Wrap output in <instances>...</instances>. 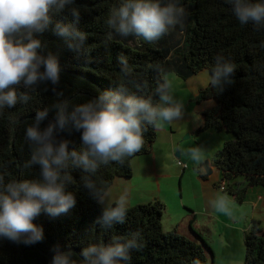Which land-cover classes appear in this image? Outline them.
Masks as SVG:
<instances>
[{
    "label": "trees",
    "instance_id": "trees-1",
    "mask_svg": "<svg viewBox=\"0 0 264 264\" xmlns=\"http://www.w3.org/2000/svg\"><path fill=\"white\" fill-rule=\"evenodd\" d=\"M75 2L81 11L77 27L88 34L85 51L77 55L50 31L43 34L46 51L60 56V83L53 86L42 82L29 93L27 103H18L0 114V176L5 182L39 178L38 166H24L32 150L25 132L34 123L35 112L62 100L70 105L85 103L104 91L115 90L126 79L120 71V55L127 57L131 69L127 77L129 93L152 96L154 102L158 101L154 90L167 74L185 80L206 69L210 75L216 57L223 56L236 66L234 82L222 92L209 83L199 90L197 98L211 104L200 112L202 123L196 132L213 128L229 136L210 160L221 175L215 185L223 187L224 193L241 203L250 187L264 186V29L252 24L241 26L225 0H178L186 10L182 24L158 41L147 43L134 36L121 37L107 26L106 19L119 0ZM72 19L68 12L53 15V22ZM54 115L50 111L41 127ZM157 132V125L149 126L140 152L123 162L102 165L95 177L97 182L110 186L116 177H130L131 160L152 151ZM57 138L69 139L70 148H82L79 132L65 131ZM197 169L198 176L205 179ZM70 171L73 181L69 190L75 192L76 205L57 217L45 213L36 217L34 223L44 232L39 242L0 243V264H50L57 247L70 250L80 264L84 247L137 233L142 247L132 251L131 264H211L213 249L192 222L191 234L163 229L165 205L160 200L129 206L122 224L106 228L98 223L103 206L85 187L82 176L86 173L79 168ZM244 250L243 264H264V227L260 220L252 219L244 232Z\"/></svg>",
    "mask_w": 264,
    "mask_h": 264
},
{
    "label": "clouds",
    "instance_id": "clouds-1",
    "mask_svg": "<svg viewBox=\"0 0 264 264\" xmlns=\"http://www.w3.org/2000/svg\"><path fill=\"white\" fill-rule=\"evenodd\" d=\"M241 26L252 24L264 29V0H225ZM75 0H0V114L27 103L30 92L42 82L58 85L62 65L58 53L46 51L41 37L51 32L77 55L85 51L88 34L77 27L81 11ZM68 12L72 20H56L53 15ZM186 10L178 0H119L106 19V24L121 37L134 36L152 43L181 25ZM125 82L115 90L104 91L85 103L70 105L62 100L52 108L35 112L34 123L25 135L32 150L26 168L39 167L38 179L5 182L0 176V243L8 240L25 245L43 239L42 226L34 223L45 213L57 217L76 205L75 192L69 190L71 169H82L85 187L103 206L98 223L106 228L125 222L129 209L127 190L101 185L95 179L102 165L123 162L140 152L149 126L173 122L183 117V104L173 95L171 82L162 78L152 96L130 94L127 77L131 69L127 57H118ZM157 71L159 69L157 68ZM236 66L217 56L208 83L222 92L234 82ZM62 95V93H57ZM54 111V119L45 127L43 121ZM80 133L82 148L69 147L67 138L58 139L65 131ZM191 161L204 174V154L199 147L188 150ZM210 206L230 214L228 201L217 197ZM142 247L140 235L124 239L114 237L106 244H92L81 252L80 264H131V253ZM50 264H78L70 250L57 247Z\"/></svg>",
    "mask_w": 264,
    "mask_h": 264
},
{
    "label": "crops",
    "instance_id": "crops-1",
    "mask_svg": "<svg viewBox=\"0 0 264 264\" xmlns=\"http://www.w3.org/2000/svg\"><path fill=\"white\" fill-rule=\"evenodd\" d=\"M190 77L187 78V80L191 79ZM176 79H179V78H176ZM197 96H198V93L196 95V98ZM210 104H211V101H204L199 106V108L196 109V112L199 113V117L198 119L197 118L195 119L196 123H194V127H193L194 132H196V129L202 123V117H201L200 112L203 109L209 107ZM175 124L176 123L174 121L173 122H163V121L159 122L157 124V128H158L157 137L154 142L152 151L149 154L141 155L145 157L140 160H134V159L141 157V156L134 157L131 160V165H132L131 176L128 178L120 177V176L116 177L113 183L110 185V186L115 187L116 189L128 191L129 206L135 205L138 203H143V202H146L147 200L149 201V200L157 199V200L162 201L165 205V209H167V198L174 196V191L172 190L170 183L167 182V179L171 177L169 175L170 171L164 163H162L161 161L157 162V155H158V152L162 150V146L168 147L170 151H175L176 148H180L178 141H176L175 138H173V136H171L167 132L168 128H170V130L176 131V127L174 126ZM180 127L182 128L183 126L181 125ZM188 128L190 129L189 126ZM210 129L214 130L213 128H209L204 131H207ZM216 132L220 134V139L223 140L222 142V145H223L224 141L227 138H229V136L223 131H216ZM196 134L198 133L196 132ZM209 137L211 138L213 137V134H210V132H209ZM186 153L188 152L185 151L184 149H181V154H180L181 157L184 156ZM211 158L212 157L208 159L210 162L209 167L211 168V173L209 174L204 173L206 175L205 179H201L200 177H198L199 179L202 180V183H203L202 184L203 202L200 201V199H202L201 196H194V194L191 192V187L188 188L187 186L184 188V184H183L182 191H181L183 198L181 201H178V203L176 204L177 206L181 204L179 206V207H182L180 208L181 212H177V215L174 218V222L171 223V226L173 227V229H177L179 232L183 234H191V222H192V227L197 229L201 233V235H202V230L205 229L208 232V234H210L211 236V239L208 242L213 249V257H212L211 264H243L244 253H245L244 232L248 229L251 220L256 219V218L250 219V222L248 226L246 227L245 225H240L239 218L233 215H228V219L226 218V221H223L219 215L220 212L213 209L210 206L209 201L217 197H221V195L230 198L232 201L237 202L235 199H233L232 197L228 196L226 193L223 192L222 190L223 187H217L215 185V183L221 179V175H220V172L211 164V161H210ZM151 160L152 162H154V172H152L151 170ZM177 165L181 167L178 164V160H177ZM186 166L188 167V164ZM186 168L182 169V173L180 175L181 178L184 177ZM141 174L143 175L142 178H140ZM152 176H153L154 182L157 183V186H159V189L158 187H156V189H153ZM135 177L137 180L135 179ZM160 180H164L163 186H161ZM263 187L264 186H261V185L250 187L247 191V197L242 203L248 200L249 194L250 195L257 194L256 198L251 199L253 200L251 209L253 211H256L258 210L259 207L264 208V194H263L264 190H262ZM184 192L186 193V197H185ZM150 194L151 196L153 195L154 198L151 199L149 196ZM163 217L164 216L162 214V223H163ZM199 219L201 220V222ZM215 221L220 222L219 228L217 226L212 227L210 225V223L212 222L214 223ZM177 223L179 224L177 225ZM217 228L219 232L217 234L219 236V241L216 246L214 244L213 231L214 229H217ZM164 230H166V228ZM235 238H237L238 240L237 243L232 241Z\"/></svg>",
    "mask_w": 264,
    "mask_h": 264
},
{
    "label": "rangeland",
    "instance_id": "rangeland-1",
    "mask_svg": "<svg viewBox=\"0 0 264 264\" xmlns=\"http://www.w3.org/2000/svg\"><path fill=\"white\" fill-rule=\"evenodd\" d=\"M208 77H209V72L206 69L201 70L197 74L190 77L191 79L188 80L176 79L177 77L173 73H169L166 75V78L171 82L172 91L175 99L183 104V117L179 120L174 121L176 123L174 125L176 127V131L170 130V128H168L167 131L171 136H173V138H175L176 141H178L180 148H176L175 151H170L168 147L162 146V150L158 152L157 155V162L161 161L162 163H164L170 171L169 175L171 177L167 179V182L170 183V186L174 191V196L167 198V209L163 210L164 217H163L162 226H164L163 228L164 229L166 228V230L173 229L171 223L174 222V218L176 217L177 212H181L180 208L182 207H179L181 204H179L178 206L176 204L178 203V201H181L183 198L181 192L183 184H184V188L187 186L188 188L191 187V192L194 194V196H201L202 199H200V201L203 202V195H202L203 183L202 180L198 178L199 177L198 172L195 170V167H198V165L194 164L191 161L188 153H186L182 157L180 155L179 158L175 156L176 153L180 152L181 154V149H184L185 151L188 152L190 148L199 147L204 154V158H205L204 163H205L206 160L212 157L214 152L222 146L223 140L220 139V134L217 133L216 131L210 129L207 131H201L202 133L197 132L198 134H196V132L193 131L194 123H196L195 119L196 118L198 119L199 117V113L196 112V109H198L199 106L204 102L202 99L196 98V95L200 89L208 85ZM181 125L183 126L182 128L180 127ZM188 126L190 127V129L188 128ZM209 132L210 134H213L212 138L209 137ZM144 157L145 156H141L135 158L134 160H140ZM177 160L178 161L180 160L183 164L186 163L188 164V167L185 170L183 178L180 177L182 173V168L177 165ZM151 170L152 172H154V162H152V160H151ZM142 177L143 175L141 174L140 178ZM160 181H161V186H163L164 180H160ZM156 187H158L159 189V186H157V183H155L153 179V189H156ZM262 190H264V187L262 188ZM256 195L257 194L254 195L249 194L248 200L244 203L242 202L238 203L232 201L230 198L221 195V197L225 198L228 201V206L230 210V214L219 211L220 212L219 215L221 219L223 221H226V218L228 219V215H233L239 218L240 225H245L247 227L250 222V219L256 218L261 220L264 227V208L259 207L258 210L256 211H253L251 209L252 201H253L251 199L256 198ZM149 196L151 199L154 198L153 195L151 196V194ZM185 197H186V193H185ZM219 223L220 222L215 221L214 223L213 222L210 223V225L212 227L217 226L219 228L220 227ZM178 224L179 223H177V225ZM218 228L214 229L213 231L214 234L213 239H214V244L216 246L219 241V236L217 235L219 233ZM202 235L203 238L207 240V242L210 241L211 236L210 234H208V232L205 229L202 230ZM232 241L236 243L238 242L237 238L233 239Z\"/></svg>",
    "mask_w": 264,
    "mask_h": 264
},
{
    "label": "water",
    "instance_id": "water-1",
    "mask_svg": "<svg viewBox=\"0 0 264 264\" xmlns=\"http://www.w3.org/2000/svg\"><path fill=\"white\" fill-rule=\"evenodd\" d=\"M175 156H176V157H179V156H180V153L177 152ZM209 164H210L209 160H206V162L203 164V167L206 169L205 172H206L207 174L211 173V168L209 167Z\"/></svg>",
    "mask_w": 264,
    "mask_h": 264
},
{
    "label": "bare ground",
    "instance_id": "bare-ground-1",
    "mask_svg": "<svg viewBox=\"0 0 264 264\" xmlns=\"http://www.w3.org/2000/svg\"><path fill=\"white\" fill-rule=\"evenodd\" d=\"M179 162H181L180 160L178 161V164H179ZM182 163V162H181ZM183 164V163H182ZM186 165V164H185ZM181 166V165H180ZM187 167V166H186ZM186 167H183V166H181V168L182 169H185ZM206 173V172H205Z\"/></svg>",
    "mask_w": 264,
    "mask_h": 264
},
{
    "label": "built area",
    "instance_id": "built-area-1",
    "mask_svg": "<svg viewBox=\"0 0 264 264\" xmlns=\"http://www.w3.org/2000/svg\"><path fill=\"white\" fill-rule=\"evenodd\" d=\"M179 165H181L183 167H186V165L185 164H182L181 162H179Z\"/></svg>",
    "mask_w": 264,
    "mask_h": 264
}]
</instances>
